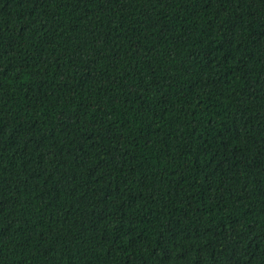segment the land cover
Masks as SVG:
<instances>
[{
  "label": "trees",
  "instance_id": "trees-1",
  "mask_svg": "<svg viewBox=\"0 0 264 264\" xmlns=\"http://www.w3.org/2000/svg\"><path fill=\"white\" fill-rule=\"evenodd\" d=\"M0 264H264V0H0Z\"/></svg>",
  "mask_w": 264,
  "mask_h": 264
}]
</instances>
